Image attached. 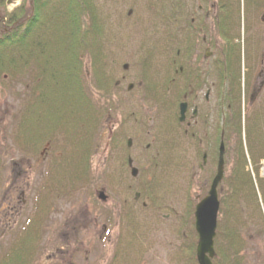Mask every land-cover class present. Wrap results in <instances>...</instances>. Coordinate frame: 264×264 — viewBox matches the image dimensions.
I'll use <instances>...</instances> for the list:
<instances>
[{
    "label": "rangeland",
    "instance_id": "rangeland-1",
    "mask_svg": "<svg viewBox=\"0 0 264 264\" xmlns=\"http://www.w3.org/2000/svg\"><path fill=\"white\" fill-rule=\"evenodd\" d=\"M217 1L209 0L208 9ZM219 1V19L226 21L231 34L224 47L232 51L222 63L233 102L232 105L227 102V115L242 114V147L247 164L240 158L238 176L242 179L244 173L249 172L254 190L256 188L260 192L263 220L259 218L256 203L252 199H244L243 191L249 194L252 191L239 189L236 194L231 193V198L227 197L232 169L236 165V140L233 137L224 141L226 154L221 207L228 209L225 230L240 228L239 236L243 242L241 263L264 264V185H261L264 182V107H260L264 103V95L253 107H248L247 98L243 105L242 100L239 103V95H243L244 86L252 74V61L264 54V24L259 19L260 13H257L264 0ZM28 3L29 0H4L0 14L3 15L4 11L11 13L21 5L27 8ZM199 3L204 5L201 1ZM173 4L174 0H89L88 7L93 10L94 54L99 56L95 59V68L87 55L80 58L89 90L95 97L98 124L87 138L91 151L89 170L83 173V177H79L81 173L78 170V118L75 128L58 126L50 130L51 125L44 124L40 131L41 136L46 134L44 142L31 152L26 151L22 145H17L14 137L31 81L25 77L0 75V257L8 254L13 245L19 247L22 239L27 237L31 247L28 264H45L46 254H53L58 248L63 249L62 254H67L75 244L56 240L51 236V230L58 228V220L64 223L73 218L67 213L68 201L75 202L78 196V204L91 203L92 192L102 188L107 192V188L112 187L113 194L108 204H114L115 220L109 227L110 237L104 239L105 243L78 242V254H84L88 246V263L117 264L116 261L110 263L109 254H112L116 232L126 227L127 232L128 228L138 229L130 231L132 241H129L126 253L129 264H186L189 261L188 249L196 243L194 208L207 193L204 180L216 172L217 153L212 158V153L205 146L188 142L187 138L179 135L173 120L177 111L175 96L171 84L168 82V87H164L163 82L165 78L170 79L173 60L178 58L182 61L184 45L195 31L189 25L192 16L188 13L190 0H182L175 5L178 9L175 16L172 14ZM90 20L89 16L86 19L89 27ZM78 50L82 52L81 48ZM177 50L180 51L179 56ZM203 53L202 49L200 59ZM62 56L64 54L59 56L60 61ZM216 57L205 60V64ZM123 65L128 68L124 70ZM92 69L93 73H104L109 82L105 98L96 87L97 79L93 77ZM117 81L120 86L115 88ZM139 83L141 87H138ZM128 84L134 85L130 93L126 91ZM35 97L31 98L34 100ZM35 110L33 107L34 114ZM33 131L35 134L36 130ZM128 139L132 140L130 148L127 147ZM205 150L208 157L203 166L204 173L199 174L198 166L202 165ZM138 153L143 156V165L138 167L134 162L139 175L132 178L127 157L130 155L133 159ZM258 161L261 165H253ZM192 172L196 177L190 184L188 179ZM142 177L145 178L144 184L147 181L146 186L153 190L154 197L151 205L138 211L136 219L132 207L126 203L133 202V195L138 190L136 184ZM259 179L260 182L257 181ZM241 185L245 188L244 180ZM12 189L16 190V212L6 221L5 202ZM125 195L130 200L126 203ZM94 201L99 203L96 197ZM166 204L169 206L164 207ZM117 205L121 206L120 209L128 208L129 223L138 227L127 224L123 227L120 218H116L119 213ZM88 209L95 217L96 212ZM74 262L75 258L72 259ZM82 263L84 258L78 255V264Z\"/></svg>",
    "mask_w": 264,
    "mask_h": 264
},
{
    "label": "trees",
    "instance_id": "trees-1",
    "mask_svg": "<svg viewBox=\"0 0 264 264\" xmlns=\"http://www.w3.org/2000/svg\"><path fill=\"white\" fill-rule=\"evenodd\" d=\"M3 3L4 0H0V9H2ZM88 3L89 0H29L27 8L21 5L11 13L4 11L3 15L0 14V75L25 77L31 81V87L23 99L25 108L16 127L14 141L18 146L22 145L26 151L31 152L45 140L46 134L40 135L41 127L44 124L51 125L50 130H54L58 126L75 128L78 118V170L81 173L79 177H83V173L89 170L91 148L87 138L98 124L95 97L89 90L88 79L80 58L83 54L87 55L95 68V59L99 56V54H94L96 43L92 27L93 10L88 7ZM220 9L218 0V12ZM263 10L264 4H261L257 11ZM89 16L92 19L90 27L86 24V19ZM218 20L217 29L224 33V37H227L229 29L226 21L219 19V16ZM90 33L92 35L89 37L90 39H87ZM59 47L64 48L60 50ZM79 48L82 49V52L78 50ZM225 49L222 50L224 58L232 51ZM61 54L64 56L60 61ZM103 75L104 73L101 72L93 73V77L97 79L96 87L105 98L109 82ZM33 95H36L34 100L31 98ZM30 101L33 102L30 103ZM228 101H231L230 95ZM33 107L36 109V114L32 111ZM230 118H228V122H230ZM240 122L241 114L237 112L235 115L233 114L231 126L226 129L228 134H226L225 140L226 138L229 140L231 137L236 140L234 145L236 165L232 169L230 177L232 180H230L227 197L231 198V193L234 195L239 189L252 191L251 194L248 191H243L244 199H252L256 203L259 218L263 220L249 172L244 173L242 179L238 176L237 167L240 164V158H243L245 165L247 164L242 147ZM33 129L36 130L35 134ZM75 178L76 175L73 179L75 180ZM1 179L2 175L0 174V181ZM242 180L245 181V188H242ZM261 185H264V182ZM220 212L225 216L228 209L223 206ZM226 221L227 218L224 217L223 222H218L215 239L216 256L212 263L242 264L243 256L240 254L243 242L239 236L238 229L240 228L234 227L231 231L225 230L227 228ZM224 230L225 234H223ZM21 242L19 247L13 245L8 254L0 257V264L29 263L28 250L31 247L28 245V237L22 239ZM188 251L190 252L188 254L189 261L186 264H196L194 245Z\"/></svg>",
    "mask_w": 264,
    "mask_h": 264
},
{
    "label": "flooded vegetation",
    "instance_id": "flooded-vegetation-1",
    "mask_svg": "<svg viewBox=\"0 0 264 264\" xmlns=\"http://www.w3.org/2000/svg\"><path fill=\"white\" fill-rule=\"evenodd\" d=\"M200 1L204 5H201L199 3ZM207 2H209V0H199L196 1V4H192L190 6L189 14L192 16L189 20V25L191 24L195 31H193L190 40H188V42L184 45L185 52L182 61L178 60V58L173 60L172 74L170 75L169 81L171 84L170 88L175 96L174 104L176 105L175 107L177 108V111L174 112L173 120L176 124L179 135L187 138L186 140L188 142L190 141L197 146H205L207 151L218 153L220 142L223 140L226 130L225 74L222 71L217 72L215 70V66H212L211 63L205 64V59L207 54L211 56V51L219 50L224 43L221 42V39L223 38L221 32L216 29V25L219 23L216 17L217 13L212 11L214 6H211V9H208ZM202 49L204 50V53L203 58L200 59L199 57L201 56ZM176 54L179 56L180 51L177 50ZM258 63L260 65L259 67H257ZM253 70L254 72L248 81L247 86L249 99L255 102L262 95H264V54L261 55L255 66H253ZM165 82L167 83L168 79ZM115 85L118 88L120 83L117 81ZM141 86V83H139L138 87ZM133 87L130 88V84H128L126 88L127 93H130L133 90ZM182 103L186 104V109L184 122L180 123L178 121L179 107ZM204 153L207 154L206 150L203 154ZM134 157L135 158L132 159L130 155H128V167L130 168L129 160L132 162V166H134L135 162L138 167H141V165H143V156L138 153L135 154ZM201 166L202 165L198 166L199 174L204 173L203 167ZM190 174L188 183L191 184V182L195 179L196 174L194 172ZM137 175H139L138 168L136 176ZM130 176L132 178H136V176L131 175V172ZM212 178L213 177L211 176L207 179L205 178L204 187L207 186L208 189L210 188L209 186ZM144 182L145 178L143 177L137 182L136 188L138 190L134 193L132 199L133 202H131V204L126 203L130 201L126 195L125 199L123 198L125 203L132 207V214L136 219L139 216L138 211L141 209L145 210L148 205L152 204L153 190H150L149 186H146V183H148L147 181L145 184ZM107 189V192L104 189L106 192L105 201H100L98 199L99 190H95L90 194L91 203L78 204V196L75 202L68 201L69 203L66 204L69 206L67 213L69 216H73V218L70 221L65 220L64 223L61 222V220H58V228L51 230V236L56 240H60L65 243H74V249H68L67 254H62L61 251L63 249L58 248L53 254H46L45 264H78V255L84 258V264H90L88 263L90 249L86 246L84 254H78V242L92 243L94 241H102L105 243L106 241L104 239H106V237H110L109 227L114 223L115 218L113 217L114 212L112 208L114 204H108V200L111 197V194H113V188L110 187ZM77 191L78 188L76 189V192ZM223 192L224 184L219 185L217 188L218 199L219 195ZM15 193V189L10 190L8 198L5 202L7 204V209L4 211V219L6 221H9L8 219L16 212V200L14 201ZM118 193L124 194L119 190ZM22 195L23 193H21V196ZM72 195L73 193L71 192V196ZM95 197L99 203L94 201ZM143 199V202L138 203ZM67 200H69V198ZM166 206L169 205L166 204L164 207ZM117 207L119 208L118 211L120 214L117 213L116 218H120V221L124 224L123 227L125 224L128 226L138 227L131 222L129 223L128 216L130 213L128 212V208H126V206L123 207L124 209H120L121 206L119 205H117ZM88 208H90L92 212H96L95 217H93V215L89 212ZM170 210L172 211V209ZM124 229H120V231L116 232L113 249L111 250L112 254H109L111 257L110 263H115L116 261L117 264H129L126 253H128L129 241H132L130 231H138V229L136 228L134 230H130L128 228V232L126 227H124ZM127 235H129L128 238ZM72 251L74 254H71ZM73 258H75L74 263H72Z\"/></svg>",
    "mask_w": 264,
    "mask_h": 264
},
{
    "label": "water",
    "instance_id": "water-1",
    "mask_svg": "<svg viewBox=\"0 0 264 264\" xmlns=\"http://www.w3.org/2000/svg\"><path fill=\"white\" fill-rule=\"evenodd\" d=\"M126 68V67H124ZM186 106H180V121L184 120ZM131 141H128V146ZM223 174V145L220 146L219 163L217 175L215 176L209 195L202 200L195 210V229L198 235V243L196 248V259L198 264H211L213 257V238L215 236L216 219L218 213V201L216 197V187ZM132 175H136V170H132ZM101 199L103 194L100 195Z\"/></svg>",
    "mask_w": 264,
    "mask_h": 264
}]
</instances>
